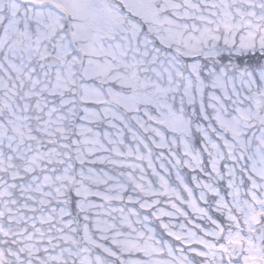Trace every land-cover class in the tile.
Instances as JSON below:
<instances>
[{
    "label": "snow or ice",
    "instance_id": "6c2138e0",
    "mask_svg": "<svg viewBox=\"0 0 264 264\" xmlns=\"http://www.w3.org/2000/svg\"><path fill=\"white\" fill-rule=\"evenodd\" d=\"M0 264H264V0H0Z\"/></svg>",
    "mask_w": 264,
    "mask_h": 264
}]
</instances>
